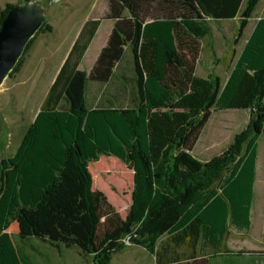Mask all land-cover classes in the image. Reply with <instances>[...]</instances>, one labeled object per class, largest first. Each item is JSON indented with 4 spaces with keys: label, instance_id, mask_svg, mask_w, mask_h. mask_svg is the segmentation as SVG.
I'll return each mask as SVG.
<instances>
[{
    "label": "trees",
    "instance_id": "16d2710c",
    "mask_svg": "<svg viewBox=\"0 0 264 264\" xmlns=\"http://www.w3.org/2000/svg\"><path fill=\"white\" fill-rule=\"evenodd\" d=\"M260 2L107 0L103 16L84 24L15 154L0 159V264H33L16 239L33 236L107 260L128 241L156 264H211L228 252L231 230L251 228L264 16L224 84L196 67L210 22L239 17L238 39ZM103 19L115 21L107 44L90 71L79 69ZM127 53L136 102L91 107L88 84L107 83ZM232 108L250 110L248 125L221 153L195 156L212 111Z\"/></svg>",
    "mask_w": 264,
    "mask_h": 264
},
{
    "label": "rangeland",
    "instance_id": "374dc122",
    "mask_svg": "<svg viewBox=\"0 0 264 264\" xmlns=\"http://www.w3.org/2000/svg\"><path fill=\"white\" fill-rule=\"evenodd\" d=\"M33 2L37 5L32 10L33 18L39 19L38 28L15 66L0 83V159L14 155L18 149L32 122L33 110L42 96L40 90L46 76L55 69L80 24L89 16L99 14L105 5L104 0H0V19L4 13L7 17L14 8H24L30 12ZM259 16H264V0H261L254 18L250 19L238 39L239 18L233 21L212 20L211 34L202 38L203 49L196 74L202 77L218 75L224 84ZM82 68L90 70L89 62L84 61ZM250 117L249 109L213 110L193 154L201 160H208L221 153L235 135L248 125ZM258 167L259 184L252 209V229L235 245L234 248L239 251H253L262 247L264 135L259 139ZM16 239L33 264H155L152 254L129 241L126 249L107 260L105 257L85 256L74 247L54 246L35 236L24 242L20 237ZM239 251L238 256L228 259L226 264H264V254ZM217 261L220 263L221 260Z\"/></svg>",
    "mask_w": 264,
    "mask_h": 264
},
{
    "label": "crops",
    "instance_id": "0c3cea01",
    "mask_svg": "<svg viewBox=\"0 0 264 264\" xmlns=\"http://www.w3.org/2000/svg\"><path fill=\"white\" fill-rule=\"evenodd\" d=\"M104 8L100 10L99 14L89 16L86 20H84L80 26L78 27L75 36L73 40H71L66 52L61 56L60 60L57 62L55 69L46 76V80L44 81L41 92L42 96L33 110L32 115V122L35 120L36 115L38 114L39 110L41 109V106L50 91L53 83L55 82L61 67L63 66L66 58L68 57L72 46L74 45L76 39L78 38L84 24L89 20H95L103 16L104 11L106 9L107 0H104ZM239 17H236L233 20L238 19ZM231 20V21H233ZM221 21V20H220ZM256 24V23H255ZM254 24V27H255ZM115 25V21L113 19H103L97 28L93 38L91 39L90 43L87 46V49L85 50L83 57L79 64V69H82V65L85 62H89V66L92 68L93 64L95 63L100 51L102 48L107 44L109 35ZM248 26V25H247ZM246 29V28H245ZM254 29V28H253ZM131 56L129 53L125 54L123 59L117 64V67L115 68V72L112 76V78L105 84H98V83H90L87 87V101L88 104L91 107L96 106H105V105H114V106H131L133 103L136 102V83H135V76L132 69V63H131ZM90 71V70H85ZM31 122V124H32ZM30 124V125H31ZM29 125V126H30ZM28 126V127H29ZM28 129V128H27ZM258 166L256 170V180L254 184V198L251 208V228L247 232H241L237 229H232L230 234L225 238V247L228 250L226 253H216L211 258V264H226L227 260L238 256L239 250L235 249V245L240 241L241 239L245 238V234H249L252 229V209L254 202L256 201V196L258 193ZM264 199V196H263ZM264 201V200H263ZM263 216V212H262ZM145 249V248H144ZM146 250V249H145ZM242 251V250H240ZM248 251V250H247ZM255 253L257 254H264V242H263V235H262V247L256 250ZM213 250L208 248L205 253H212ZM155 259V256L152 255ZM217 260H221L220 263H218ZM156 264V263H155Z\"/></svg>",
    "mask_w": 264,
    "mask_h": 264
},
{
    "label": "water",
    "instance_id": "95a60500",
    "mask_svg": "<svg viewBox=\"0 0 264 264\" xmlns=\"http://www.w3.org/2000/svg\"><path fill=\"white\" fill-rule=\"evenodd\" d=\"M31 11L14 8L3 20L0 28V83L21 57L27 43L34 35L39 25V19H34V9ZM33 9V10H32Z\"/></svg>",
    "mask_w": 264,
    "mask_h": 264
},
{
    "label": "bare ground",
    "instance_id": "6f19581e",
    "mask_svg": "<svg viewBox=\"0 0 264 264\" xmlns=\"http://www.w3.org/2000/svg\"><path fill=\"white\" fill-rule=\"evenodd\" d=\"M31 6H32V7H35V3H34V2H33V3H31Z\"/></svg>",
    "mask_w": 264,
    "mask_h": 264
}]
</instances>
